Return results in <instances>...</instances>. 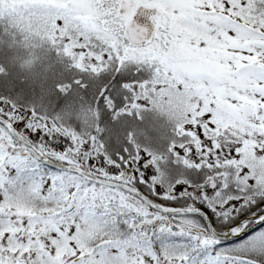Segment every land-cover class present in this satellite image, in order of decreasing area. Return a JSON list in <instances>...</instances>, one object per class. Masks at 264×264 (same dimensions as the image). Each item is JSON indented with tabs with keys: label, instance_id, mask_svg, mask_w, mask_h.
Instances as JSON below:
<instances>
[{
	"label": "snow or ice",
	"instance_id": "obj_1",
	"mask_svg": "<svg viewBox=\"0 0 264 264\" xmlns=\"http://www.w3.org/2000/svg\"><path fill=\"white\" fill-rule=\"evenodd\" d=\"M0 264H264V0H0Z\"/></svg>",
	"mask_w": 264,
	"mask_h": 264
}]
</instances>
